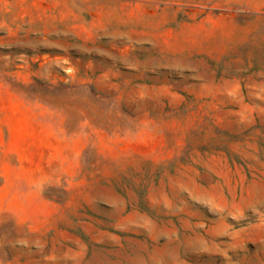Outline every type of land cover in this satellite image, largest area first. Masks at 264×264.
I'll return each instance as SVG.
<instances>
[{"label": "rangeland", "instance_id": "rangeland-1", "mask_svg": "<svg viewBox=\"0 0 264 264\" xmlns=\"http://www.w3.org/2000/svg\"><path fill=\"white\" fill-rule=\"evenodd\" d=\"M0 264H264V0H0Z\"/></svg>", "mask_w": 264, "mask_h": 264}]
</instances>
